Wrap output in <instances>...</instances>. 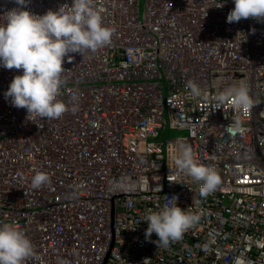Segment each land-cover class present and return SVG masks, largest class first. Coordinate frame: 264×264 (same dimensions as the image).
<instances>
[{"label": "built area", "instance_id": "2783aa9c", "mask_svg": "<svg viewBox=\"0 0 264 264\" xmlns=\"http://www.w3.org/2000/svg\"><path fill=\"white\" fill-rule=\"evenodd\" d=\"M90 2L115 31L95 52L65 57L61 117L27 120L3 95L22 69L0 67V224L31 239L24 264H264V21L227 22L233 0ZM13 7L0 0V14ZM188 80L208 99L192 97ZM241 82L247 114L217 107L213 97ZM167 125L187 133L165 141ZM179 140L221 177L206 197L173 162ZM37 171L50 181L33 189ZM174 202L199 219L158 247L144 217Z\"/></svg>", "mask_w": 264, "mask_h": 264}, {"label": "clouds", "instance_id": "9594fccd", "mask_svg": "<svg viewBox=\"0 0 264 264\" xmlns=\"http://www.w3.org/2000/svg\"><path fill=\"white\" fill-rule=\"evenodd\" d=\"M30 0H15L13 7L0 14V67L22 69L10 81L3 93L11 105L26 110V119H56L69 110V105L58 99L65 57L69 53L95 52L110 43L114 28L103 23L100 11L90 0H72L57 9L36 14L27 8ZM234 7L227 15V22L242 18L264 21V0H233ZM223 3L220 5L222 6ZM218 6V7H220ZM245 39L243 33H238ZM186 87L194 98L208 99L207 93L197 82L188 80ZM75 100V97H73ZM213 100L220 107L226 101L247 114L253 100L244 83H234L218 92ZM75 111V107H72ZM173 162L178 171L200 181L198 192L206 197L214 192L221 177L214 166L201 163L191 145L179 140L173 153ZM49 175L37 171L31 177V187L38 189L47 185ZM173 196V200H175ZM199 217L181 208L178 203L164 204L158 210L146 213V239L153 233L158 247H168L170 242L182 239L183 234ZM34 247L28 235L14 223L0 224V264H24L33 254Z\"/></svg>", "mask_w": 264, "mask_h": 264}, {"label": "rangeland", "instance_id": "374dc122", "mask_svg": "<svg viewBox=\"0 0 264 264\" xmlns=\"http://www.w3.org/2000/svg\"><path fill=\"white\" fill-rule=\"evenodd\" d=\"M143 2H144V0H141V2H140L141 9L143 8ZM186 133H187L186 131L178 130V129H172L169 127V125H167L165 130L162 132L161 137H162V139H164L166 141L169 137L184 135Z\"/></svg>", "mask_w": 264, "mask_h": 264}, {"label": "bare ground", "instance_id": "6f19581e", "mask_svg": "<svg viewBox=\"0 0 264 264\" xmlns=\"http://www.w3.org/2000/svg\"><path fill=\"white\" fill-rule=\"evenodd\" d=\"M144 3V2H143Z\"/></svg>", "mask_w": 264, "mask_h": 264}]
</instances>
